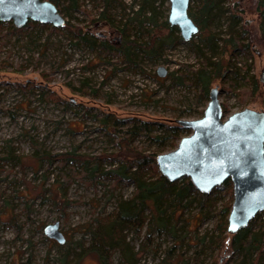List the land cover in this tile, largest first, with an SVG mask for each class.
I'll return each instance as SVG.
<instances>
[{
    "label": "rangeland",
    "instance_id": "1",
    "mask_svg": "<svg viewBox=\"0 0 264 264\" xmlns=\"http://www.w3.org/2000/svg\"><path fill=\"white\" fill-rule=\"evenodd\" d=\"M218 1L224 15L219 21L212 18L186 42L179 31L168 37L164 25L169 12L167 0H147L144 12H149L150 23L136 15L143 0H111L106 7L102 0L65 1L58 5L65 19L62 28L35 23L13 30L11 21L3 23L0 264H60L67 253L72 254V264H100L88 251L85 228L104 218L135 189L133 183L114 182L111 176L90 181L69 172L67 179L66 164L60 173L57 159L49 162L34 155L35 143L45 154L73 152L85 158L111 153L121 154L119 159L135 154L156 157L169 152L189 135L176 121L200 118L207 104L208 96H201V79L197 78L203 65L207 67L208 92L217 87L226 116L244 108H263L258 94L264 91L259 82L264 49L255 0ZM201 2L190 0V14L198 13ZM231 12L235 18L229 17ZM123 24H127L124 33ZM229 28L235 35L242 34L239 48L227 42ZM77 31L115 50L98 44L90 47L74 36ZM152 35L162 38L160 46L154 52H137L134 62L126 61L118 50L127 37L145 43ZM175 35L180 40H174ZM207 39L213 47L206 45ZM248 43L249 47H244ZM158 67L166 70L164 77L156 75ZM245 69L260 85L253 97L246 80L240 78ZM142 121L149 122L150 131L134 129L131 135L130 126ZM172 127H176L174 131L169 129ZM155 135L165 137L162 143L152 141ZM118 164L115 158H103L100 168ZM207 197L200 202L190 193L179 205L163 208V226L152 224L154 230L148 236L147 225L139 235L126 232L133 264H250L253 250L246 251L243 246L241 252L231 253L227 245L232 235H219L217 230L223 207L229 199L232 202V190L219 189ZM262 219L253 224L248 238L257 234L264 237ZM151 221L149 217L148 223ZM54 222L59 223L64 244L43 233L44 227ZM219 238H223L224 246L215 241ZM120 259V252L115 250L110 264H119Z\"/></svg>",
    "mask_w": 264,
    "mask_h": 264
},
{
    "label": "trees",
    "instance_id": "2",
    "mask_svg": "<svg viewBox=\"0 0 264 264\" xmlns=\"http://www.w3.org/2000/svg\"><path fill=\"white\" fill-rule=\"evenodd\" d=\"M48 1L52 2L57 8L58 5L63 4L65 1H69L71 4H73L72 0H48ZM110 1L111 0H102V2H104L105 7L106 5L107 6L109 5ZM219 3L220 1L218 0H202L201 4L198 6V13L193 15L190 14L188 7V15L198 26L197 34L201 32V30L205 27V24L206 23L208 24V22H210L212 18L218 17L217 21H219V17L221 15L222 16L224 15ZM255 3H256V11L258 14V29L260 34V40L264 49V0H255ZM147 6H148L147 0H143V3L141 6H139V10L136 15L139 16L142 15L143 19H145L147 23H150L151 16L149 12H144V9ZM58 11L60 12L59 9ZM105 12L106 9H104L103 12L102 11L100 12L99 14L100 19L103 17ZM151 12L154 13L152 9ZM229 17L235 18V14H232L231 12L229 14ZM3 23L4 22L0 21V27L3 25ZM31 24H35V22L28 21L21 28H16L13 25L12 29L19 30ZM164 25L166 30L169 32L168 34L169 38L172 37L173 32H178V29L176 27L168 25L167 22H164ZM126 27L127 24H123V29H121V32L124 33ZM51 29L54 28L51 27ZM229 29L230 30L228 32V35L230 38L228 39L230 40H227V42L231 45V47L239 48V41L241 42L242 40V34L238 32L235 35L233 33V30L231 28ZM115 32L119 33L118 31ZM75 33L76 34L74 36L78 40L85 42L90 47H94L95 45L98 44L99 47L105 48L106 50H115V48H113L112 46H110L109 44L103 41H100L99 43L96 44L95 40L89 38V36L86 33H81V31H77ZM152 36L153 37L150 36L151 41L150 42L147 41L145 43L136 42L135 40H129L127 37L126 39H124L122 46L118 48V50L119 52H122L123 57L126 61L134 62L133 55L136 56L137 52L139 51L142 53L154 52L160 46V43L158 41L161 40L162 38L156 35L155 36L152 35ZM173 37L174 40H180V37L178 35H175ZM206 45L209 47H213V43L210 39L206 40ZM244 47L248 48L249 43L244 44ZM205 60L207 61V58ZM206 70L207 67L203 65L202 68L198 71L199 76L197 77L201 79L200 82L202 89L201 96L203 98H207L209 93L208 92L209 81ZM234 74L239 76L237 70L234 71ZM240 78L245 79L247 84L249 85L250 87V89L248 90L249 96L252 97L255 96L260 86L257 80H255L253 77L248 76L247 69H245L244 74L240 76ZM246 92L247 90L242 93L245 94ZM258 98H260L261 105L263 107L262 109L264 110V91L258 94ZM222 110L223 112H225L223 106H222ZM139 123H140L139 125L132 124L130 126L129 131L131 135H133V133L136 132V130L134 129H137V131L140 129L150 131L151 125H149V122L142 121ZM176 127H172L169 129L174 131ZM163 132L165 133L166 131L164 130ZM164 138L163 136L155 135L152 137V141L158 145L162 143V139ZM36 144L37 143L34 144L35 145L34 155L40 158H44L45 160L48 159L49 162L57 159L59 163L60 173L62 167H64L66 164V167L68 168L69 171L64 172V174H65V178L67 179H70L71 177L70 173L82 174L90 181H95L99 176H108V177L111 176L114 182H119V181L131 182L135 186L133 194L129 198L120 199L115 209H113L109 214H107L102 219L100 218L96 219L94 221V224L89 223L88 226L85 228L84 234L88 235V239H89V243L87 247L88 251L96 255L100 264H110V258L115 250H118L121 255L119 264H133L134 255L132 254L129 248L128 242L126 241V232L131 231L135 235H139L141 233L142 228L144 226L146 227L147 225L148 230L146 231V236H148L149 233L154 230L153 228L154 225L157 224L158 225L157 227H159V225L162 224L163 226V219L160 217L162 215L163 208L167 209L179 205L184 198L190 196V193H192L194 196H198L200 202L207 201L208 198L207 197L208 194L197 192L194 189L191 182L185 177L175 182H169L163 176L159 175L155 163V156L153 154L142 157L139 154H135L125 159H119V157H121L119 155L121 154L118 153H111L107 157L92 156L90 158L78 156L73 152L49 155L43 153V150L38 148ZM108 157L115 158L116 162H118L119 164L117 166H113V168H109L105 170L101 169L100 166L102 159ZM77 169H80L79 173H76ZM223 188H227L229 193H231L232 189H231V182L229 179H226L224 182H222V184H220L218 188L216 187L212 189L210 193L217 192L219 189H223ZM230 205H231V200L229 199L227 204L222 209L223 216L220 222L217 224V230L219 231V235H222L226 232V224H227L226 217L228 216ZM149 217L152 219L150 224L148 223ZM258 218H263L262 225L264 226V210L260 212L258 215H256L253 218V220L250 221V223L246 228L241 229L239 232H237L232 236H229L230 239L227 245L231 253L241 252L243 246L246 249V251H250L252 249L255 254L254 259H252L251 261L252 264H264V237L262 238L261 234H257V236L253 235V237L248 238L249 232ZM215 241H217L218 245L220 246L222 245L224 246L225 244L223 238L222 239L219 238L218 240L216 239ZM69 255L72 256V254L70 253L63 255V257L60 260V264H72V260L71 259L69 260L70 257ZM79 256H74V257L78 259ZM221 264H228V263L227 261H225Z\"/></svg>",
    "mask_w": 264,
    "mask_h": 264
},
{
    "label": "water",
    "instance_id": "3",
    "mask_svg": "<svg viewBox=\"0 0 264 264\" xmlns=\"http://www.w3.org/2000/svg\"><path fill=\"white\" fill-rule=\"evenodd\" d=\"M167 1L168 24L178 29L183 41H189L198 32L188 15L190 0ZM0 21H11L16 28L28 21L54 28L65 25L61 12L48 0H0ZM165 74L163 67L157 68V76ZM259 82L264 86V69ZM218 96L215 86L200 118L176 121L189 135L173 150L157 155L155 163L166 180L185 177L200 193L208 194L229 179L232 202L226 232L234 235L264 210V110L244 108L226 116ZM43 233L58 244L65 243L58 222L46 225Z\"/></svg>",
    "mask_w": 264,
    "mask_h": 264
},
{
    "label": "flooded vegetation",
    "instance_id": "4",
    "mask_svg": "<svg viewBox=\"0 0 264 264\" xmlns=\"http://www.w3.org/2000/svg\"><path fill=\"white\" fill-rule=\"evenodd\" d=\"M117 34H118V33H117ZM110 35H111V32H109V36H110ZM104 37H105V35H102V36H101V38H102L103 40H105Z\"/></svg>",
    "mask_w": 264,
    "mask_h": 264
}]
</instances>
